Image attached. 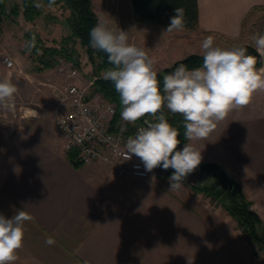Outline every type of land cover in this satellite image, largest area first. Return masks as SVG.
<instances>
[{"label": "crops", "instance_id": "obj_1", "mask_svg": "<svg viewBox=\"0 0 264 264\" xmlns=\"http://www.w3.org/2000/svg\"><path fill=\"white\" fill-rule=\"evenodd\" d=\"M197 2L198 24L183 29L188 35L176 37L184 40L173 51L179 58L172 55L161 66L172 54L163 44L170 36L157 38L152 32H164L168 25L137 18L135 29L141 36L163 45L153 60L154 67L159 61L157 72L188 54H202L207 36L221 48L250 44L247 17L257 8L264 10V0ZM1 33L2 26L3 43ZM186 44L191 47L186 49ZM164 48L168 51L162 57ZM18 66L0 63V73L5 71L4 79L17 86V95L38 101L42 91L48 98L44 103L55 106L57 85L42 79L47 69ZM42 118L36 111L12 124L7 115V126H0V214L11 218L23 210L34 217L25 223L23 247L14 264H260L234 241L237 222L227 211L199 208L193 192L184 186L171 191L160 177L124 179L103 162L74 166L59 132L54 135ZM188 143L201 152V163H216L234 176L264 223V91L229 112L206 139ZM48 237L54 245L45 243Z\"/></svg>", "mask_w": 264, "mask_h": 264}, {"label": "clouds", "instance_id": "obj_2", "mask_svg": "<svg viewBox=\"0 0 264 264\" xmlns=\"http://www.w3.org/2000/svg\"><path fill=\"white\" fill-rule=\"evenodd\" d=\"M184 27V9L176 7L166 32L180 31ZM89 35L90 46L106 53L112 65L104 71L103 78L113 82L119 94L121 118L134 124L148 115L157 121L140 128L127 140L124 160H131L134 155L149 172L157 167L173 169L169 177L171 191L184 186V180L201 164L203 157L191 143L177 150L181 143L179 132L166 119L163 107L183 116L184 137L195 141L206 139L229 112L247 106L255 92L264 91V68H256V57L247 54L243 46H216L212 36H207L200 46L202 67L189 70L180 64L163 77L162 95L154 61L144 48L129 43L128 32L115 31L106 22H100ZM253 40L256 51L264 56V33L257 34ZM34 44L33 38L30 46ZM17 91L10 80L0 81V106L13 110ZM33 219L23 210L11 218L0 214V264H14L18 259L25 223ZM45 243L51 246L55 240L48 237Z\"/></svg>", "mask_w": 264, "mask_h": 264}, {"label": "trees", "instance_id": "obj_3", "mask_svg": "<svg viewBox=\"0 0 264 264\" xmlns=\"http://www.w3.org/2000/svg\"><path fill=\"white\" fill-rule=\"evenodd\" d=\"M198 0H130L134 14L141 21H155L160 24L169 25L170 18L174 15L176 7L184 9V23L188 29H193L198 24ZM7 0H0V21L6 14ZM44 5H59L67 8V21L70 33L64 35L54 45H44L41 38H34V46H30L33 38L28 33L24 34L25 44L24 51L29 52L35 62L33 70H43L52 67L56 63L57 56H63L70 59L75 53V43L79 42L84 47L91 61L98 59L96 72L106 70L112 65L108 63L107 54L93 49L90 46V31L98 24V18L93 10L92 0H20L19 5L10 8V15L17 16L22 14L26 21L35 20L41 14ZM247 48V54L256 57V67L263 64L261 55L255 48L248 44L241 45ZM203 56L201 54H188L185 57L171 63L170 66L158 71L157 78L159 88L163 95V77L171 74L180 65L184 64L189 70L202 67ZM93 90L99 92L105 99L121 106L119 94L115 91L113 82L105 80L103 76L94 79ZM168 122L178 129L181 143L177 150H181L186 144L187 139L184 137L185 129L183 127V116L181 114L171 113L166 107L162 109ZM141 120H149L151 123L157 122L155 117L146 115ZM72 162V158L70 157ZM74 166H80L73 163ZM162 168V167H159ZM174 170L169 168L165 170L161 178L166 179L172 175ZM200 176H208L211 180L207 184L202 182L192 184L191 187L197 191H202L212 201H218L224 210L235 219L239 228L247 235H250L256 243L264 242V223L260 220L259 215L251 208V202L245 196L241 186L234 176L220 165L212 162H204L198 166Z\"/></svg>", "mask_w": 264, "mask_h": 264}, {"label": "rangeland", "instance_id": "obj_4", "mask_svg": "<svg viewBox=\"0 0 264 264\" xmlns=\"http://www.w3.org/2000/svg\"><path fill=\"white\" fill-rule=\"evenodd\" d=\"M129 0H92L93 10L96 13V18H98V23L106 22L107 25L115 31H119V29L128 32L129 43L135 44L138 47H142L147 52L148 56L154 60V57L158 54V51H162L163 48L158 49V46L162 44H158L157 41H146L144 34L140 30L135 29V25L137 24V16L133 13L130 5L128 4ZM20 0H7V8L5 16L1 18L0 28L2 26V41L0 40L1 47L3 45L4 48L7 49L9 53L13 56H16L17 64H19L22 68L34 69L35 62L33 61L32 56L29 52L24 51L22 46L23 42L25 44L24 34L28 33L30 38H35L36 36L40 37L44 45H54V41H59L64 35L70 33L69 25L67 21L68 10L64 7H59V5H44L41 10V14L36 17L35 20L26 21L22 14H18L17 16L10 15V8H13L14 5H19ZM247 23L245 27H248L251 32L250 36V46L255 48L253 37L257 34L264 33V10L263 9H255L251 11V14L247 17ZM150 33V32H149ZM165 33L170 36V38L164 39V45L166 48H170L172 54L167 60L163 61L159 65H164L167 61L173 58L172 55L179 56L180 54H174V50L178 51V44L183 43L181 39H176V37L180 34L188 35L187 31H172L169 33L164 32H152L153 36L155 35L157 38H161V36ZM142 35V36H141ZM154 36V37H155ZM169 40V42H168ZM162 42V40H160ZM185 43V42H184ZM191 47V45L186 44V49ZM164 48L162 57H165L167 54V49ZM75 53L70 57L66 58L68 62L71 64L73 68L77 69V73L70 77L64 71H60L55 69L56 63L50 67L46 68L47 71L43 74L42 79L44 82H51L57 85V88L65 87L69 82H76L77 84L83 86L89 84L90 81H95L94 79L103 76L104 70L100 71L98 74L96 72V64L98 63V59L91 61L85 49L79 42L75 43ZM260 54V53H259ZM202 55V54H201ZM60 56H57V58ZM63 57V56H62ZM264 63V56H261ZM56 58V59H57ZM157 59L159 56L156 57ZM179 58V57H177ZM57 61V60H56ZM155 61V60H154ZM155 70L160 67L158 65L159 61H156ZM18 66V67H19ZM16 67L12 70V75L16 73L15 70L18 69ZM162 68L161 70H163ZM159 70V71H161ZM5 71L0 73V81L4 80ZM33 84H38L37 80L32 81ZM21 87L26 88V84L23 81L18 82ZM32 84V83H31ZM33 86V85H31ZM43 88H49L50 85L44 84ZM34 88V86L32 87ZM47 91V90H45ZM45 91L43 94H45ZM40 93L42 91H39ZM38 94V101H23L20 95L15 94V108L13 110H6L3 106H0V114H4L3 117L5 120H0V126H7V115L10 120H12V124H14L22 115L34 114L37 112L41 113V116L44 119V124L46 128H50L54 135H58V131L55 126V106H52L50 103H44L48 98L46 95ZM47 98V99H46ZM60 135V134H59ZM153 171L157 173L160 177L164 174L165 170L162 168H155ZM196 170L188 175V181L192 182V184L197 182H202L203 184H207L211 178L208 176H200L197 174ZM170 177V176H169ZM169 177H167L166 181L169 182ZM163 179V178H161ZM186 182L184 180L183 184L187 191L193 192L197 198L200 199L201 205H198L199 208L202 209H210L214 211V209L218 210V212L222 213L226 210L223 209L221 204L218 201H212L208 196L205 195L202 191H197L191 187V183ZM224 210V211H223ZM237 234L234 237V241L241 246L242 249L247 251L253 258H255L260 264H264V242L262 244L256 243L254 239L250 235H246L238 226L236 228ZM235 232V233H236Z\"/></svg>", "mask_w": 264, "mask_h": 264}, {"label": "built area", "instance_id": "obj_5", "mask_svg": "<svg viewBox=\"0 0 264 264\" xmlns=\"http://www.w3.org/2000/svg\"><path fill=\"white\" fill-rule=\"evenodd\" d=\"M56 60L55 69L65 71L70 77L77 73L65 57ZM0 63L7 68L17 64L1 44ZM55 92V126L73 163L103 162L124 179L160 177L153 170L146 171L138 157L133 155L131 160H124L123 156L127 140L140 128L147 127L149 120L138 119L134 124L124 121L122 105L117 106L94 91L93 81L86 86L69 82Z\"/></svg>", "mask_w": 264, "mask_h": 264}, {"label": "water", "instance_id": "obj_6", "mask_svg": "<svg viewBox=\"0 0 264 264\" xmlns=\"http://www.w3.org/2000/svg\"><path fill=\"white\" fill-rule=\"evenodd\" d=\"M187 180H188V177H187ZM199 183H201V181H200V182H197V184H199ZM194 184H196V183H194ZM197 184H196V185H197Z\"/></svg>", "mask_w": 264, "mask_h": 264}]
</instances>
